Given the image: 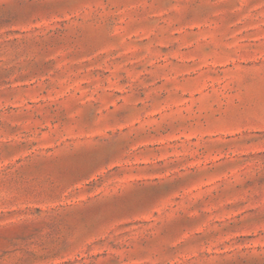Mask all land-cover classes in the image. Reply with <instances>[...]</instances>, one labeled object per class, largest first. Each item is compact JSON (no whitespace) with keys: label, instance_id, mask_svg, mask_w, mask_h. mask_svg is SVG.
Listing matches in <instances>:
<instances>
[{"label":"rangeland","instance_id":"374dc122","mask_svg":"<svg viewBox=\"0 0 264 264\" xmlns=\"http://www.w3.org/2000/svg\"><path fill=\"white\" fill-rule=\"evenodd\" d=\"M0 264H264V0H0Z\"/></svg>","mask_w":264,"mask_h":264}]
</instances>
